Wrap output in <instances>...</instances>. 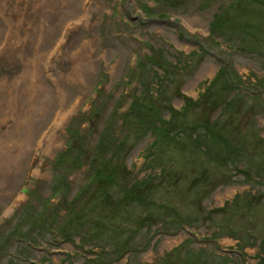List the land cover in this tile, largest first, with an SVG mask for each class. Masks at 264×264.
<instances>
[{"label": "rangeland", "instance_id": "obj_1", "mask_svg": "<svg viewBox=\"0 0 264 264\" xmlns=\"http://www.w3.org/2000/svg\"><path fill=\"white\" fill-rule=\"evenodd\" d=\"M0 264H264V0H0Z\"/></svg>", "mask_w": 264, "mask_h": 264}, {"label": "trees", "instance_id": "obj_2", "mask_svg": "<svg viewBox=\"0 0 264 264\" xmlns=\"http://www.w3.org/2000/svg\"><path fill=\"white\" fill-rule=\"evenodd\" d=\"M146 55H144L143 57H145ZM153 56L148 57L147 60L145 61H149V60H153ZM141 64H138V66ZM137 66V67H138ZM134 68L130 71L131 75L130 77V81H138V89H137V93L135 94L134 98L131 99L130 103H129V107H127L125 109V112H128V116L132 117L134 119H136L137 121H139L143 126H145V124L147 126H145V130L147 132H149L150 134L152 133V127H164V129L167 130H173V128H175L176 126L173 125L170 120H168L169 118H164L163 116H160L155 108L154 105L151 104V100L153 99H158V98H163L164 95H166L167 93V86L164 85L162 83L163 78L166 74V72L168 73V71L164 72L163 67L160 64H156L153 67H151V71H152V76H150L149 79H145L142 76L141 79L137 78L136 71L140 72V68ZM162 70L164 72L163 76L159 75L158 70ZM214 81V80H213ZM205 89V88H204ZM205 90H208L207 88ZM204 90V91H205ZM204 92L200 93L199 95V99L202 97ZM197 100H191V101H187L188 104H192L194 102H196ZM186 104H184L183 109L186 108ZM183 109H180V111H183ZM107 126V123L104 124V128H102L105 131V128ZM121 126H124V123H121ZM104 132H101L100 134H103ZM72 134V133H71ZM156 138L152 141V143L156 142ZM109 141L106 139H101V144H105L107 147H110L111 143H108ZM116 143V142H115ZM118 143H120V141H118ZM97 147H99V149H101L102 153H104V150L100 147V144L96 145ZM205 148V147H204ZM137 184L140 185V183L137 182ZM142 184V183H141ZM80 240H82L80 238Z\"/></svg>", "mask_w": 264, "mask_h": 264}, {"label": "bare ground", "instance_id": "obj_3", "mask_svg": "<svg viewBox=\"0 0 264 264\" xmlns=\"http://www.w3.org/2000/svg\"><path fill=\"white\" fill-rule=\"evenodd\" d=\"M33 128V127H32ZM35 129H30V130H28L27 131V133H26V139H25V141H24V143H32L34 140V138H33V132L32 131H34ZM53 137H55V136H53ZM54 140V139H53Z\"/></svg>", "mask_w": 264, "mask_h": 264}]
</instances>
